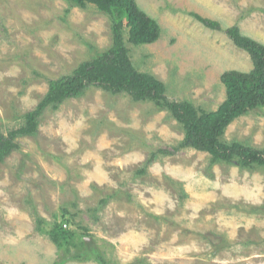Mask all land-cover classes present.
<instances>
[{"label": "rangeland", "instance_id": "1", "mask_svg": "<svg viewBox=\"0 0 264 264\" xmlns=\"http://www.w3.org/2000/svg\"><path fill=\"white\" fill-rule=\"evenodd\" d=\"M135 2L161 28L135 43L125 19L136 69L169 102L221 111L223 73L254 68L227 29L264 43V0ZM116 25L92 0H0V130L23 127L52 80L107 51ZM39 120L0 161V264H264V164L209 168V151L181 145L185 127L167 103L96 85ZM220 140L264 155V106L236 115Z\"/></svg>", "mask_w": 264, "mask_h": 264}, {"label": "trees", "instance_id": "2", "mask_svg": "<svg viewBox=\"0 0 264 264\" xmlns=\"http://www.w3.org/2000/svg\"><path fill=\"white\" fill-rule=\"evenodd\" d=\"M72 5H83L90 0H68ZM110 12L115 19L114 40L112 46L102 55L82 62L71 74L50 82V89L38 107L26 115L25 125L5 135L0 130V161L16 147L15 139L20 135L34 134L39 128V118L45 108L68 97L81 95L88 87L96 85L113 93H128L136 100H154L167 103L176 118L184 124L185 136L182 146L209 151L213 157L211 168L218 162L237 161L245 167L264 164L262 151L240 145L222 142L220 136L225 126L238 114L245 113L256 106H264V43L244 36L238 25L227 29L234 43L245 49L251 56L254 68L250 72L229 70L222 79L228 86V101L216 113L199 112L188 101L169 102L165 86L153 75L140 72L131 62L122 27L125 19L133 23L131 41L142 39L155 41L161 34L158 22L144 13L135 0H92ZM195 16L206 26L221 29L218 20ZM167 153V150H160ZM158 152L149 158L152 162ZM56 231L52 233L54 241H60ZM58 264V263H54ZM106 264V263H104Z\"/></svg>", "mask_w": 264, "mask_h": 264}]
</instances>
